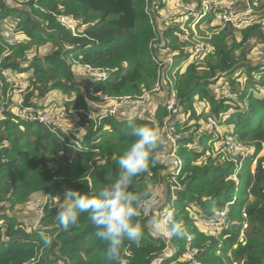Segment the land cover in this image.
Segmentation results:
<instances>
[{
    "label": "trees",
    "instance_id": "16d2710c",
    "mask_svg": "<svg viewBox=\"0 0 264 264\" xmlns=\"http://www.w3.org/2000/svg\"><path fill=\"white\" fill-rule=\"evenodd\" d=\"M259 1L258 9H264V0H252V6L256 8ZM24 3L26 8L20 9L9 0H0V78L5 82L3 70L26 74L28 104L55 89L74 94V99H66V106L76 109L82 130L68 133L4 111L0 119V264H110L107 243L96 237L88 214H81L77 225L64 229L57 219V204L66 189L98 194L115 181L121 171L118 158L136 139L128 134L130 121L155 126L162 137L168 115L165 105L155 108L153 118H119L108 111L99 113L101 107H91L86 99L94 97L92 91L123 98L138 97L153 88L158 66L150 48L155 33L146 0ZM62 12L82 19L77 32L60 22ZM13 16L17 19L14 39L7 40L5 21ZM179 32L175 28L164 31L167 47L180 51L177 59L187 53ZM204 32H214L205 40L207 54L198 62L186 63L174 86L178 100L174 113L178 117L185 114L181 124L192 129V134L179 140L178 154L184 160L179 180L184 188L173 200L169 175H163L165 165L158 159L167 147L163 139L149 170L134 177L129 188L142 194L152 186H162L163 206L172 207L173 220L184 225L187 236L178 238L168 231L170 239H166L155 234L149 223L156 212L148 218L139 215L134 221L143 229L140 245L124 240L122 264H264V62L248 58L253 44L264 43V28L261 24L240 30L230 25L222 29L209 26ZM48 43L53 47L49 54L40 57L35 52L29 58L33 46ZM81 65L107 69L108 76L79 88L73 66ZM224 83L235 98H217L216 90ZM209 114L226 116L225 124H232L251 149L238 181L233 178L235 163L222 151L215 154L207 143V135L213 137L215 132L201 130V121ZM219 135L222 139L221 131ZM254 158L257 164L253 167ZM41 195L60 199L45 206L39 227H30L23 217L5 212ZM225 209L229 226L219 233L209 232L201 220L218 219ZM244 222L248 227L243 230ZM42 235L51 238L50 246L43 243ZM192 248L198 250L194 260L186 255Z\"/></svg>",
    "mask_w": 264,
    "mask_h": 264
},
{
    "label": "built area",
    "instance_id": "2783aa9c",
    "mask_svg": "<svg viewBox=\"0 0 264 264\" xmlns=\"http://www.w3.org/2000/svg\"><path fill=\"white\" fill-rule=\"evenodd\" d=\"M156 5L157 7L153 8L151 7L150 0H146V11L149 12L150 22L155 33L151 40L150 48L152 50L153 60L158 66L157 80L151 90H145L143 94L138 97L126 96V99H136L135 103L137 104L134 103V105L139 108L144 102L149 105L156 95L166 93V99L163 100L162 103L166 106L168 115L164 120V128L161 134L167 147L166 150L161 153L162 156H165V159L161 163L165 165L167 175H169L170 190L174 200L176 198V192L184 188L179 180L183 171L184 160L178 154L179 140L182 139L183 134L179 132L180 130L178 127L182 123L181 117L184 119L185 114L178 117L174 113L178 103L176 89L174 88L177 81V74L186 63L192 61L198 62L207 54L208 47L205 40L211 37L214 32H204V29L209 26H218L219 29H222L227 25L235 29H241L243 25L250 23V19L248 18V14H241L239 12L235 3L225 0H176L172 4L173 7L168 9L165 7V0H157ZM244 8L247 9V11L253 10L255 13L252 0H244ZM61 20L67 25L74 22V18L70 15L62 16ZM169 28H175L176 31H180V44L183 46L184 50L187 51L184 58L177 59L176 56L180 54V51H172L167 47L164 31ZM89 69L94 80H100L108 76V70L93 67ZM3 75L5 79H10L13 83L12 86L18 88L15 99L11 102V106H7V109L10 110L12 114H16L17 117L22 120L40 122L50 127L55 126L68 133L76 134L82 130V125L79 122V115L76 110H68L64 106L59 107L44 102V104H42L34 100L28 104L25 98L26 90L29 85L27 78L25 76H19L21 74L10 70H3ZM3 83L4 81L0 78V86H3ZM262 92H264V89ZM216 95L219 99H233L236 97V94L232 92L228 83L221 84L216 90ZM100 98L103 101H115L112 105H108V114L110 116L119 117L120 114L128 113L132 106V104L127 103L125 99L119 101L122 98H114L104 93L100 94ZM12 106L14 107L12 108ZM139 109L141 110V108ZM136 116L140 115L137 114ZM226 118V116L217 117L209 114L201 121V130L215 132L216 137L220 136L219 131L222 132L221 151L227 156L228 160L235 163L233 178L238 181L237 174L242 169L246 158L250 157L252 152L251 149L246 147L239 139L234 126L232 124H225ZM70 122H73V124ZM64 124H69L70 126L68 127ZM78 147H82V144L79 143ZM214 153L219 154L220 151ZM256 164L257 158H254L252 160V166ZM153 191L155 192V197L153 198L149 195L146 198L150 202L146 210L141 208L140 215L142 218H146L150 216L153 211L156 212L159 220L162 222L165 232H167L169 231V217L173 219L172 207L167 205L163 206L164 202L159 205L160 193H158V190V192L155 190ZM59 199V197L45 195L34 200L32 205L39 211L37 216L38 221L33 223L34 227H39L41 225L45 206L53 202L57 203L55 201H59ZM219 214L220 217L218 219L201 220L205 228L211 233H219L222 228H226L230 224L227 209L220 211ZM242 215L246 220L247 213L245 210L242 211ZM247 227L248 223L244 222L243 230ZM168 235L165 234L167 237L166 239H170ZM242 240L243 237L241 236V241ZM197 252L198 250L196 248H192L187 251L186 255L189 259L194 260ZM234 264L237 263L235 262Z\"/></svg>",
    "mask_w": 264,
    "mask_h": 264
},
{
    "label": "clouds",
    "instance_id": "9594fccd",
    "mask_svg": "<svg viewBox=\"0 0 264 264\" xmlns=\"http://www.w3.org/2000/svg\"><path fill=\"white\" fill-rule=\"evenodd\" d=\"M128 134L136 139L118 158L121 169L113 183L104 187L98 194L81 193L79 190L66 189L62 201L57 204V219L64 229L79 223L81 214L87 213L92 225L96 228L95 235L107 243L106 256L110 264H122L121 250L125 239L140 245L143 229L135 222L141 208L146 210V198L155 192L151 189L145 193L129 191L133 178L146 173L156 159L157 151L162 143L159 129L146 124L129 122ZM168 230L172 236L185 238L184 225L169 217ZM153 225H158V217L152 218ZM45 245H51L52 240L42 235Z\"/></svg>",
    "mask_w": 264,
    "mask_h": 264
},
{
    "label": "rangeland",
    "instance_id": "374dc122",
    "mask_svg": "<svg viewBox=\"0 0 264 264\" xmlns=\"http://www.w3.org/2000/svg\"><path fill=\"white\" fill-rule=\"evenodd\" d=\"M154 2H152V6L151 7H157L156 5V1L157 0H152ZM176 0H165L166 2V8H171L173 7V3ZM225 1H229L231 3H235L236 6L239 9V12L241 14H248L249 15V19H250V23L243 25L241 28H245L246 26L249 25H253V24H261V27L264 28V9H258V7L261 5V2L259 1L256 4V8H255V13L253 10L251 11H247V9L244 8V4L242 3L243 0H225ZM10 4L17 6L20 9H25L26 5L24 3V0H9ZM66 15H70L74 18V22L71 23L70 25L65 24L62 20L61 17L62 16H66ZM60 22L66 26L67 28L71 29L73 32H77L76 28L77 26H79L83 21L80 18H76L73 15L69 14V13H60L58 15ZM17 19L15 16L8 18L5 21V26L4 28L6 29V31H4L3 36L6 38H8L7 40H12L14 39L12 37V35H14V30H15V23H16ZM158 29V28H157ZM240 30V29H238ZM239 37L241 38V33L238 32ZM156 36V35H155ZM17 37V36H16ZM255 40V39H254ZM171 49V48H170ZM53 50V47L50 43L48 44H44V45H40L38 47L33 46L32 49L30 50L29 54V58L31 59V57H34L35 52L38 54V56L40 57H44L46 54H49L51 51ZM172 50V49H171ZM174 51V50H172ZM248 58L252 61V62H256V63H263L264 62V43L259 42V43H255L253 44L252 50L251 52L248 54ZM179 62V60H178ZM73 72H74V82L77 84V86H79V88L84 89L90 82L94 81V79L92 78L91 74H90V69L92 68L91 66H73ZM104 69V68H102ZM107 70V69H105ZM19 76H26V74H21ZM245 80V78H243V81ZM5 84L7 86V88L5 89ZM12 82L10 81V79H5V82L3 83V86H1V92H0V119L3 118V114L4 111L7 110V106H11V102L14 101L15 99V95L17 93V89L16 87L12 86ZM91 92V91H90ZM94 97L89 96V98H86L87 100L93 101L94 105L101 107V111L99 113H104L108 111V105H112L113 103H115V101L110 100V101H102L100 99V94L96 93L94 91H92L91 93ZM75 95H68L65 94L62 90L60 89H55L53 91H51L48 96L44 97V98H37V101L44 104V103H48L50 105H57L59 107H66L68 109V106H66V99H74ZM127 100V103L132 104V106L130 107L128 113L125 114H120L119 118H127L129 116H136L137 114H139L141 117H151L153 118L154 115V111L152 109H150L147 103H143L141 106H139V108H141V110L139 108L136 107V105H134L135 100L136 99H126V97L120 99L119 101L122 100ZM150 99V98H149ZM156 99L158 100V98L156 97ZM166 99V98H165ZM164 99V100H165ZM163 101V100H162ZM161 101V103H159L158 101H156L155 106H153L152 104V108H155L157 105L159 104H163ZM44 102V103H43ZM137 104V103H135ZM164 105V104H163ZM14 106H12L13 108ZM11 108V110H12ZM69 110V109H68ZM131 110V111H130ZM184 119L181 117V122ZM61 122V121H60ZM73 124V122H70ZM65 126H70L69 124H64ZM178 129L180 130L179 132H181L184 136L192 134V132H190V129L188 125H184V124H180ZM180 133V134H181ZM210 136V137H209ZM214 137H212V134L207 135V143L211 144L212 146H214ZM210 140V142H209ZM220 144V143H219ZM219 149H221V144L219 145ZM262 153L264 154V150L262 151ZM254 167V165H253ZM165 172V171H163ZM151 190H155L158 193H160V199L161 201L159 202V205H161V203L165 202V198H164V189L162 188V186L160 185H155L151 187ZM43 197V195L41 196H37L34 197L33 199H31L29 202L27 201L25 204L21 205L20 207H16L13 210L10 209H6L5 212H7L8 214H15L19 217H23L24 219L27 220V222L29 223V226L32 227L33 223L38 221V214L39 211L36 207H34L32 204L34 202V200ZM55 202H58V200H56ZM6 206H8V204H6ZM1 208V205H0ZM149 217V216H148ZM146 217V218H148ZM153 217H158L157 214H152L151 220L149 221L150 225L153 227L154 233L157 235H161L164 236L165 238H167L165 236V234L168 235V231L165 232V229L162 225V222L160 221V223L158 225H153L152 223V218ZM192 217L198 218L195 214L192 215ZM169 236V235H168Z\"/></svg>",
    "mask_w": 264,
    "mask_h": 264
},
{
    "label": "crops",
    "instance_id": "0c3cea01",
    "mask_svg": "<svg viewBox=\"0 0 264 264\" xmlns=\"http://www.w3.org/2000/svg\"><path fill=\"white\" fill-rule=\"evenodd\" d=\"M156 97L158 98V100L156 99ZM165 99V95L164 94H158V95H156L155 96V98L152 100V102L149 104V108L150 109H152L153 111H155V108H157V106L155 107V108H152V104H153V106H155V103H156V101H158L159 103H161V101L162 100H164ZM34 101H36V100H34ZM88 103L90 104V106L91 107H93V108H95V106H94V102L93 101H88ZM74 110H76V109H74ZM213 139L215 140V139H218L219 141H214V146H212L210 143H209V146L212 148V150H213V152H216V151H221L222 150V142H221V139H219L220 138V136L219 137H216L215 136V134L213 135ZM209 142H210V140H209ZM221 144V149H219V145ZM166 150V149H165ZM164 150V151H165ZM164 151H162V152H164ZM162 152H160V153H162ZM159 153V154H160ZM159 159V161L160 162H162L164 159H165V156H162V154H160V157L158 158ZM164 171L165 172H163V175L165 176V175H167V172H166V168L164 169ZM164 192H165V190H164ZM161 201V200H160Z\"/></svg>",
    "mask_w": 264,
    "mask_h": 264
}]
</instances>
